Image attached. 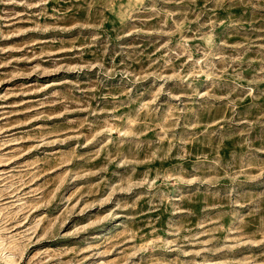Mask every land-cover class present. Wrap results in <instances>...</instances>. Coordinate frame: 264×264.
<instances>
[{"label": "rangeland", "instance_id": "374dc122", "mask_svg": "<svg viewBox=\"0 0 264 264\" xmlns=\"http://www.w3.org/2000/svg\"><path fill=\"white\" fill-rule=\"evenodd\" d=\"M0 264H264V0H0Z\"/></svg>", "mask_w": 264, "mask_h": 264}]
</instances>
